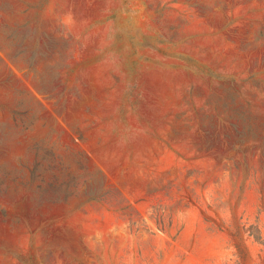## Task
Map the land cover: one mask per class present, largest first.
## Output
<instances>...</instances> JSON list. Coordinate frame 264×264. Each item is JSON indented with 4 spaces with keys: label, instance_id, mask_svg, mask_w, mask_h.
I'll return each mask as SVG.
<instances>
[{
    "label": "rangeland",
    "instance_id": "1",
    "mask_svg": "<svg viewBox=\"0 0 264 264\" xmlns=\"http://www.w3.org/2000/svg\"><path fill=\"white\" fill-rule=\"evenodd\" d=\"M0 264H264V0H0Z\"/></svg>",
    "mask_w": 264,
    "mask_h": 264
}]
</instances>
